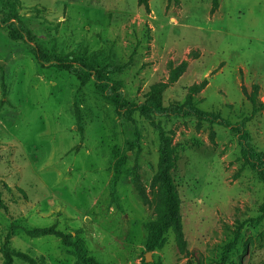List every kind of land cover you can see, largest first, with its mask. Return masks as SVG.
Here are the masks:
<instances>
[{"label":"rangeland","instance_id":"1","mask_svg":"<svg viewBox=\"0 0 264 264\" xmlns=\"http://www.w3.org/2000/svg\"><path fill=\"white\" fill-rule=\"evenodd\" d=\"M17 1L33 43L47 54L97 53L105 64L127 65L110 77L129 102L167 83L170 70L185 63L162 94L164 106L182 104L207 80L194 96L204 112L232 124L250 118L253 86L264 107V0H218L213 14L212 0ZM31 45L0 29V194L7 205L0 210V264L4 247L43 264H74L60 240L22 231L50 227L82 239L100 264H218L240 223L229 264H264V216L253 222L264 186L230 130L155 118L177 156L184 245L169 232L161 248L147 252L145 226L158 218L157 133L138 116L129 123L116 115L93 82L80 87L73 76L40 68ZM246 130L263 152L264 109ZM13 264L27 263L14 257Z\"/></svg>","mask_w":264,"mask_h":264},{"label":"trees","instance_id":"2","mask_svg":"<svg viewBox=\"0 0 264 264\" xmlns=\"http://www.w3.org/2000/svg\"><path fill=\"white\" fill-rule=\"evenodd\" d=\"M145 2V0H143ZM218 8V0H212L211 13H215ZM19 2L17 0H0V29H6L10 40L28 42L34 61L40 68L51 67L59 73H66L73 76L80 87L87 86L93 82L94 88L104 100L113 105L116 115L124 121L134 123V116H138L153 126L157 133L158 140V161L156 172L152 183L158 188V203L155 209L157 221L145 226L147 238L145 248L147 252H153L165 244V238L170 232L174 235L179 247L184 245L181 199L178 187L175 182L174 172L177 168V156L173 148L170 147L168 133L156 117L186 119L192 118L209 125H216L230 130L239 140L243 157L247 164L255 172L256 179L264 186V151L258 152L252 147L251 138L246 130V124L256 115L260 114L264 107L258 100V86L252 87V93L248 97L252 110L250 118L243 119L240 123L232 124L223 119L218 113H208L197 108L194 96L203 91L208 82L202 81L198 85L192 86L182 104L172 103L164 106L162 94L170 86L178 82L186 69V64L182 63L170 70L167 83L152 87L141 101L129 102L120 93V87L111 79L113 74H121L127 69V65L105 64L98 59V54L78 55L69 53L66 55L47 54L43 48L33 43L31 32L25 27L21 17L18 15ZM79 131L82 132L81 117L78 109L75 110ZM135 146L139 145L140 134L137 130L134 133ZM117 169V168H116ZM117 172V171H116ZM114 185V184H113ZM139 197L145 201L144 193L138 188ZM23 196V192L18 189ZM0 210L7 211V205L0 194ZM261 216L253 221L257 225L264 216V202L259 208ZM252 221V220H251ZM240 223L234 233V238L223 250L221 261L218 264H229L230 253L236 250L241 239L242 228ZM22 231L30 238L55 237L60 240L64 247L71 250L75 257L74 264H100L95 258L88 255L82 239L73 237L71 234H64L55 228H34ZM3 264H13V258L18 257L27 264H43L42 262L29 257L23 253L3 248Z\"/></svg>","mask_w":264,"mask_h":264},{"label":"water","instance_id":"3","mask_svg":"<svg viewBox=\"0 0 264 264\" xmlns=\"http://www.w3.org/2000/svg\"><path fill=\"white\" fill-rule=\"evenodd\" d=\"M146 261H148V258H146Z\"/></svg>","mask_w":264,"mask_h":264}]
</instances>
